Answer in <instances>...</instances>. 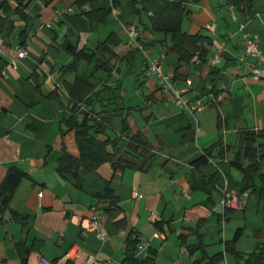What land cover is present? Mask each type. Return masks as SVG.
Here are the masks:
<instances>
[{"label":"crops","instance_id":"obj_1","mask_svg":"<svg viewBox=\"0 0 264 264\" xmlns=\"http://www.w3.org/2000/svg\"><path fill=\"white\" fill-rule=\"evenodd\" d=\"M171 1L0 0V184L11 169L26 174L0 223V264H21L14 249L21 240L28 247L35 243L26 264H39L41 258L82 264L88 255L126 264L135 237L148 241L135 255L140 262L190 264L202 254L223 253L217 264H243L224 250L237 230L238 252L247 255L264 244V182L258 177L264 175V160H258L249 187L233 165L247 164L240 133H264V81L251 78L253 60L243 56L242 38L243 32L254 36L264 55V0H251L249 8L233 7L228 0H188L183 32L207 36L211 45L205 61L195 56L182 63L169 49L170 36L151 30V18ZM210 23L213 33L205 28ZM128 27L138 29L142 51L129 43ZM109 36L118 42L111 47L116 57L109 75L96 68L97 57L80 61L75 73L63 71L73 61L65 44L95 51ZM18 47L28 56L17 58ZM216 54L219 62L213 65ZM148 59H160L164 72L173 73V90L188 103L201 100L205 108L192 113L177 105L174 91L147 74ZM75 76L94 87L92 104L81 109L120 112L112 119L113 133L107 130L97 139L118 138L121 152L125 116L130 136L141 132L151 145L147 171L114 170L103 163L92 172L79 170L76 178L58 174L64 149L79 155L74 130L61 132L62 120L70 116L64 84ZM216 143L206 163L192 164ZM255 147H264V140ZM107 187L119 197L115 206L97 197ZM225 190L239 194V209H222ZM94 214L103 238L88 228ZM200 241L203 252L195 249ZM72 247L80 251L74 261L65 256Z\"/></svg>","mask_w":264,"mask_h":264},{"label":"trees","instance_id":"obj_2","mask_svg":"<svg viewBox=\"0 0 264 264\" xmlns=\"http://www.w3.org/2000/svg\"><path fill=\"white\" fill-rule=\"evenodd\" d=\"M88 1L79 0L82 3ZM187 1L172 0L169 2L159 14L151 18V30L170 36L171 46L169 49L177 55L179 63L189 62L195 56L196 59L205 61L208 54L207 48L211 45L210 38L200 34L189 35L182 30V22L185 15L184 5ZM228 2L233 7L243 5L249 8L251 6V0H228ZM88 16L90 17L91 14L88 13ZM113 39V36H109L108 39L97 45L95 51L78 50L69 43L65 44L64 48L72 55L73 61L63 71L75 73L80 61L83 60L90 63L94 57H97L96 68L104 70L109 75L113 70L111 60L116 57L111 47L118 43L113 42ZM64 87L68 94L67 106L70 116L62 120L65 130L61 132L63 135L67 130H74L79 155L74 157L64 149L63 154L58 159L57 172L59 175L70 174L76 178L79 170L82 172H92L103 163H110L114 170L133 169L147 171L150 168L153 158L151 145L141 132L130 136L125 116L122 118V131L126 133V140L121 152H119L120 147H117L118 138L107 136L103 141L97 139V136L106 134V131L112 125L113 117L120 115V112L115 110L113 113H95L92 110L85 111L81 109L82 104L85 106L92 104L90 95L94 92V87L90 83L75 76L73 81L65 83ZM98 115H100L99 118H97ZM79 116H81L80 119L78 118ZM240 136L242 137V146L247 164H240L234 161L233 165L242 172L245 187H249L251 185V177L258 173V160H264V147H255L257 140H264V133L253 134L249 131H243L240 133ZM217 145V143L212 144L192 164L198 166L206 163ZM24 177H26L24 172L11 169L1 182L0 223L3 221L4 213L9 209L12 194ZM258 177L264 182V175L259 174ZM97 197L108 200L112 206L117 205L119 202L118 195L110 187L106 188L103 195H97ZM260 197L264 199V190L261 191ZM10 213L13 220H19L18 213L14 211H10ZM25 225V220H22V227L24 228ZM240 235L241 230H237L234 237L224 243V250L234 255L238 263L243 261V264H264V244L257 246L255 250L247 255L242 254L235 248ZM129 245L130 250L124 261L126 264H153V259L148 258L140 262L136 258L135 240L130 241ZM34 248L35 243L29 247L22 240L14 243V249L21 264L27 263L28 256ZM195 249L202 250L201 252H203L201 241ZM204 259H208L204 264H217L222 261L223 253L216 254L211 258L202 254L201 259L191 260L190 264H202Z\"/></svg>","mask_w":264,"mask_h":264},{"label":"built area","instance_id":"obj_3","mask_svg":"<svg viewBox=\"0 0 264 264\" xmlns=\"http://www.w3.org/2000/svg\"><path fill=\"white\" fill-rule=\"evenodd\" d=\"M111 12L114 15H117V10L115 6L113 5V3L111 5ZM239 27L240 29H243V25H240ZM205 28L206 30L212 33L215 31L214 23L206 24ZM126 32L128 35L129 43L135 45L137 49L142 51L143 47L139 43L138 29L135 27H128L126 29ZM242 38H243V56L253 60V62L250 63L251 78L256 81H264V67L260 66V64L264 62V55H262V52L259 49L257 39L254 36H251L247 32H243ZM2 45H3V39L0 38V49L2 48ZM26 56H28V50L25 47H18L16 57L24 58ZM218 62H219V56L216 54L212 60V64L214 65ZM10 65L12 66V68L16 69L17 68L16 60L11 61ZM147 74L150 76H154L157 79L158 83L165 90L174 91L177 105L186 108L192 113H194V111H201L202 109L205 108V104H203L201 100H196L192 103H188L182 98L179 92L173 90V86H172V79L174 77L173 73L164 72L160 59H148ZM220 206L222 207L223 210L239 209L241 207L239 194L237 192L225 190L223 193L222 199L220 201ZM88 228L97 229L98 236L100 238H103L105 231L102 228L96 214H94L91 217ZM154 236L157 237L158 234H154ZM134 240L136 241L135 255L137 253L144 251L148 247V241H144L140 237H135ZM79 255H80L79 249L76 247H72L66 253L65 256L68 260L74 261L75 259L79 257ZM39 264H53V262L46 258H41L39 261ZM82 264H110V263L109 262L108 263L99 262L96 260L94 256L88 255L84 259Z\"/></svg>","mask_w":264,"mask_h":264},{"label":"rangeland","instance_id":"obj_4","mask_svg":"<svg viewBox=\"0 0 264 264\" xmlns=\"http://www.w3.org/2000/svg\"><path fill=\"white\" fill-rule=\"evenodd\" d=\"M108 132H109L110 134L113 133L111 129H109Z\"/></svg>","mask_w":264,"mask_h":264}]
</instances>
